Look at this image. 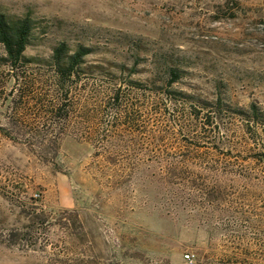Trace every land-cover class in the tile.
<instances>
[{"label":"rangeland","instance_id":"rangeland-1","mask_svg":"<svg viewBox=\"0 0 264 264\" xmlns=\"http://www.w3.org/2000/svg\"><path fill=\"white\" fill-rule=\"evenodd\" d=\"M0 12L32 26L17 70L0 45V264H264V162L245 124L226 120L220 155L185 150L199 124L128 85L145 90L173 64L186 72L178 88L264 110V0H0ZM61 42L90 49L88 64L126 66L82 76L67 119L51 113ZM185 154L188 184L221 185L218 207L167 176Z\"/></svg>","mask_w":264,"mask_h":264},{"label":"trees","instance_id":"trees-1","mask_svg":"<svg viewBox=\"0 0 264 264\" xmlns=\"http://www.w3.org/2000/svg\"><path fill=\"white\" fill-rule=\"evenodd\" d=\"M31 38L32 26L30 19L9 20L0 12V45L5 54L3 62L11 71L17 70L18 66L27 63L24 54L30 45ZM90 53V49L84 46H79L71 52L64 42L59 43L52 49L49 65L53 73L54 86L62 101L59 105L55 104L52 107L51 113L56 119L61 118V116L67 119L68 113L62 115L66 111V100H68L72 88L82 76L98 75L102 78L109 77L112 79L116 76L115 72L117 70L119 72L126 70L124 64L120 66L113 65L116 71H112L111 68L105 65L88 64L85 58ZM158 69L159 71L155 76L160 79L152 78L149 86L145 85V90L142 89L143 85L139 81L129 80L128 85L131 89L148 90L152 95L164 97L165 102L168 101L175 107L176 105L181 106L191 122L199 124L198 133L201 137L195 139L189 137L191 141L188 143L185 140V134H182L185 150L199 151L200 148L211 145L215 150L214 154L220 155L219 150H224L225 147L218 138L219 133L226 128V120L239 119L246 126V130H243L244 134L249 133L251 140H254L262 148L258 161L264 162V110L259 105L251 103L246 108H242L231 104L228 99L220 94L213 98H207L192 88L185 91L177 87L181 84L183 75L186 74L178 65L165 63L163 66L160 65ZM121 98L120 88L114 89L111 94V102L115 106L114 110H117ZM127 114H125V120L129 118ZM182 130V132H185L187 127H183ZM188 156V154H185L182 162H169L167 164V176H178V178L183 179L182 187H179L181 190H188L191 195L198 194L200 201L195 200V205L200 203L202 206L209 208L218 207L223 194L221 192L222 187L218 182L212 185H206L205 183L200 186L187 183L196 174L195 169H189L191 161H189ZM181 165H183V168Z\"/></svg>","mask_w":264,"mask_h":264},{"label":"built area","instance_id":"built-area-1","mask_svg":"<svg viewBox=\"0 0 264 264\" xmlns=\"http://www.w3.org/2000/svg\"><path fill=\"white\" fill-rule=\"evenodd\" d=\"M184 259L187 263L191 264L192 263V259H191V256L190 255H185L184 256Z\"/></svg>","mask_w":264,"mask_h":264}]
</instances>
